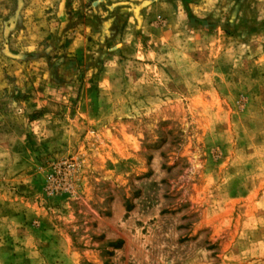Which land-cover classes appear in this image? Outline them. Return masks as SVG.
Segmentation results:
<instances>
[{"label": "rangeland", "instance_id": "rangeland-1", "mask_svg": "<svg viewBox=\"0 0 264 264\" xmlns=\"http://www.w3.org/2000/svg\"><path fill=\"white\" fill-rule=\"evenodd\" d=\"M60 12L0 96V264H264V0Z\"/></svg>", "mask_w": 264, "mask_h": 264}, {"label": "crops", "instance_id": "crops-1", "mask_svg": "<svg viewBox=\"0 0 264 264\" xmlns=\"http://www.w3.org/2000/svg\"><path fill=\"white\" fill-rule=\"evenodd\" d=\"M75 1L77 0H0V96L3 95L6 99L14 94L16 97L24 92V87L31 84L35 88L39 82L43 83L44 79H49L48 75L44 74L41 79L33 77L36 72L30 74V70L37 71L39 63L29 62L27 53L22 54L23 51L13 53L15 46L25 51L26 46L49 39L43 54L50 56L58 52L57 44L60 40L69 38L67 51L77 52L73 46L78 35L73 33L74 38L69 37L65 35L68 33L59 30V23L64 15L60 12V7ZM33 79L35 83L32 82ZM31 94L34 95L33 92ZM37 95L35 92V97L27 98V101L45 103L43 99L47 97Z\"/></svg>", "mask_w": 264, "mask_h": 264}]
</instances>
